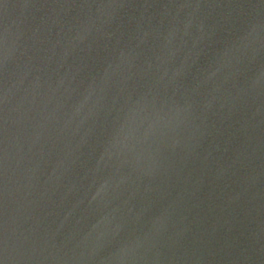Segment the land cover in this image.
<instances>
[{"label":"water","instance_id":"95a60500","mask_svg":"<svg viewBox=\"0 0 264 264\" xmlns=\"http://www.w3.org/2000/svg\"><path fill=\"white\" fill-rule=\"evenodd\" d=\"M0 264H264V0H0Z\"/></svg>","mask_w":264,"mask_h":264}]
</instances>
